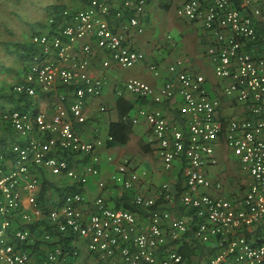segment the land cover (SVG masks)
<instances>
[{
	"label": "built area",
	"instance_id": "1",
	"mask_svg": "<svg viewBox=\"0 0 264 264\" xmlns=\"http://www.w3.org/2000/svg\"><path fill=\"white\" fill-rule=\"evenodd\" d=\"M146 2L86 0L82 7H64L59 23L49 17L48 31L31 35V58L21 80L7 91L25 100L19 107L0 110V124L9 123L28 137L26 144L0 148V264H72L79 254L74 243H55L38 258L29 251L32 243L50 237L48 232L34 235L30 227L41 217L55 233L81 241L99 264H264V0H183L176 8L179 16L200 21L208 32L211 41L205 53L219 94L208 92L205 74L185 69L181 59L168 65L173 78L159 88L130 77L116 89L118 95L129 91L155 101L180 96L184 126L170 121L161 108H139L138 114L150 126L163 167L170 169L181 159V189L163 182L158 193L165 205L156 203L136 191L139 171L119 161L110 179L144 215L109 205L103 179L98 194L83 207L87 174L99 170L91 160L97 159L95 149L102 141L97 135L84 139L75 123L85 121L87 102L99 96L107 82L103 71L93 72L94 47L102 54L100 69L142 61L144 53L112 21L127 17L126 25L141 32L139 16ZM166 36L171 39V34ZM149 67L159 74L156 65ZM45 94L50 114L38 105ZM224 98L241 112L222 115ZM219 137L249 177L231 194L221 179H211L206 171L216 161L214 143ZM84 154L90 160L79 168L72 158ZM37 170L71 178L70 188L42 202ZM23 188L27 203L22 201ZM175 200L184 215L173 216L168 208L167 202ZM187 235L211 246L201 262L187 260L179 250Z\"/></svg>",
	"mask_w": 264,
	"mask_h": 264
},
{
	"label": "crops",
	"instance_id": "2",
	"mask_svg": "<svg viewBox=\"0 0 264 264\" xmlns=\"http://www.w3.org/2000/svg\"><path fill=\"white\" fill-rule=\"evenodd\" d=\"M9 5H3L5 24L8 28V33L3 35V42L8 43L10 49H13L11 43L19 42L28 45L25 53L31 49L30 37L34 32L48 31V26L45 21L52 14H49L50 4H58L61 7L75 9L84 6L86 0H27L16 1L8 0ZM113 4L119 3L120 0H108ZM183 0H147L144 12L139 16V22L142 25V31H137L135 27H128L127 17L113 18V25L119 31L123 32L126 38L144 53V59L131 69H119L117 66H110V69H100V61L102 54L96 51L93 57V72L95 74L104 72L107 75V82L99 96L91 97L87 102L84 113L86 119L83 123H75L76 129L81 133L82 137L86 140H93L96 135L100 137L101 144H99L95 153L97 159L91 160V163L98 167L97 174H87V181L84 185L83 192L85 194V202L83 207L87 209L90 201L99 192L98 181L104 180L106 182V195L107 202L111 206H125L126 204L134 205L127 192L115 185L110 175L115 170L116 164L119 161H127L130 169H137L141 175L140 182L136 185V191L144 195L152 196L155 198L156 203L165 205L162 198L159 196V186L163 182L170 183L177 191H179L184 183L181 175L182 161L178 158L170 169L163 167L159 160L155 144L151 142L150 126L145 118L138 114L139 108L147 110L161 108L167 118L184 126V118L181 114L179 107L181 104L180 96L177 93L164 98L161 101H155L149 97H142L132 92L125 91L121 95L116 93V89L128 78L139 77L150 83L155 88L163 85L164 81L168 78H173L172 73L168 70V65L176 59H181L185 69L202 72L206 76L205 87L206 90L212 94H219V84L217 78L212 72V63L205 53L207 44L211 41L208 32L204 29L202 23L198 20H190L179 16L176 13L177 6ZM19 17V18H18ZM162 29L166 30L162 34ZM167 34H171V39L167 38ZM11 42V43H10ZM256 43L249 44L250 46ZM15 48V47H14ZM16 54V52H14ZM18 57V55H16ZM10 50L0 47V67L2 69H10L17 73L13 81L9 78L0 79V110L5 108H14L15 105H22L25 100L24 97H17L7 92L11 87L21 80L25 65L29 59L24 58L19 62L13 63L10 61ZM158 67L159 74L155 75L150 69V64ZM18 71V72H17ZM63 91V89H59ZM13 96L14 98H11ZM41 108L48 110V114L53 110L50 107V98L47 94L43 95L40 103ZM100 105H104L105 109L100 110ZM241 107L235 103H230L228 99H223L222 102V115L230 116L241 112ZM123 117L125 120H122ZM132 118H136L132 121ZM122 120V125L116 130V136L112 137L109 132L110 123ZM111 136V138L109 137ZM27 136L22 137L9 123L0 124V148L8 143L26 144ZM111 157L110 159L108 157ZM213 156L216 161L210 164L206 171L209 177L213 180L221 179L225 183V191L231 194L240 190L245 181L249 178L248 175L241 170L238 160L235 155L228 149L223 137H219L214 143ZM90 157L88 154L75 156L72 161L77 167L82 168L84 163L88 162ZM40 172H43L42 174ZM37 178L41 181V193L46 196L47 203L57 197L61 190L63 193L70 188L72 179L65 175H53L48 171H36ZM22 201L27 203V189L23 188ZM44 197V196H43ZM168 208L172 210L173 216L184 215L180 209L177 200L172 203L167 202ZM140 216L144 215L143 212L136 211ZM30 227L34 231V235H41L48 232L50 237L48 239H38L36 243L30 245L29 251L33 257L38 258L44 252L59 242L56 233L46 227L45 217L35 220ZM145 219L141 221L143 226ZM65 235V234H64ZM67 235H65L66 237ZM69 237V236H68ZM65 240V238H64ZM64 240L59 243H64ZM68 243H74L79 248L78 256L73 258L72 264H99L95 257L89 254L83 247L81 241L76 239L72 242L71 238ZM65 245V244H64ZM186 245L188 248L194 247L193 254L187 257V260L201 262L203 256L207 253H201V246L192 240V236L187 235L181 244ZM211 250V246L204 244Z\"/></svg>",
	"mask_w": 264,
	"mask_h": 264
},
{
	"label": "trees",
	"instance_id": "3",
	"mask_svg": "<svg viewBox=\"0 0 264 264\" xmlns=\"http://www.w3.org/2000/svg\"><path fill=\"white\" fill-rule=\"evenodd\" d=\"M17 2L18 1H24V0H16ZM25 1H27V0H25ZM51 6L49 7V9H47L48 11H49V14H52V15H50L49 17H52L53 16V19L55 20V22L56 23H59L60 22V20L62 19L61 18V13H62V9L64 8L63 6L61 7L60 5H58V4H50ZM48 17V18H49ZM47 21H45V23H46ZM11 43V42H10ZM1 44H3L4 45V47L7 49L8 48V50H11L10 48H9V45H7L8 43H6V42H3V41H1ZM12 44V46H14L13 47V51L14 52H16V55H18V57L19 58H21V59H24V58H27V59H29V58H31V49H32V45H31V49H29V52L28 53H25V51H26V49H28V45H25V44H22V43H19V42H13V43H11ZM9 94H11V93H9ZM0 96H2V92L0 91ZM11 98H14L13 96H10ZM20 97V96H19ZM15 107H19V105L17 104V105H15ZM121 119L122 120H125V121H127L126 119H124L123 117H121ZM118 120V121H116V122H111L110 123V128H109V132L112 134V137L113 136H116L117 137V135H116V130H117V128H120V126L122 125V120ZM60 192H62L61 190H59ZM44 191H43V188H42V194L40 195V200L43 202V199H45V195H44V193H43ZM59 192V193H60ZM61 194V193H60ZM44 196V197H43ZM45 201V200H44ZM134 204V203H133ZM128 207H126V208H128V209H130V210H132V211H138V212H144L143 211V209L142 208H140L139 206H137V205H129V204H126ZM125 207V206H124ZM56 235L58 236V238H59V242H62V240H64V238H65V240H64V243L63 244H65V245H67L68 244V239L69 238H71V237H68V236H64L63 234H57L56 233ZM178 241V239L176 240V242ZM182 246L183 245H179V250L184 254V256L187 258V257H189V256H191L192 254H193V250H194V247H192V248H188L186 245H184V247L182 248ZM210 250H209V248L208 247H205V245H203V246H201V253L202 254H205V253H207V252H209ZM71 263L73 262L72 260L70 261Z\"/></svg>",
	"mask_w": 264,
	"mask_h": 264
},
{
	"label": "rangeland",
	"instance_id": "4",
	"mask_svg": "<svg viewBox=\"0 0 264 264\" xmlns=\"http://www.w3.org/2000/svg\"><path fill=\"white\" fill-rule=\"evenodd\" d=\"M3 5H6L8 7L9 5V1L8 0H0V39H2L3 35L7 34L8 33V28L6 27V24H5V18L3 16V13H4V7ZM19 18V17H18ZM162 34H165L166 30L162 29ZM3 47V44H1V40H0V47ZM10 61L12 62V67L13 68V63L14 62H19L20 63V60L19 58L16 56V54L14 53L13 49L10 50ZM1 62V60H0ZM119 69H131V67H126V68H121V67H117ZM107 69H110L107 68ZM18 72V71H17ZM17 75L16 71L13 72L11 71L10 69H2V67H0V79H2V76L4 78H9L10 81H13V78H15Z\"/></svg>",
	"mask_w": 264,
	"mask_h": 264
}]
</instances>
